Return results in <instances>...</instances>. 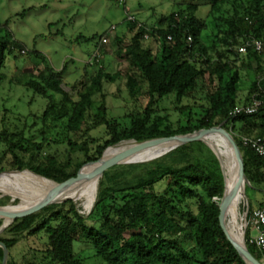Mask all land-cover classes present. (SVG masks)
<instances>
[{
	"label": "trees",
	"instance_id": "obj_1",
	"mask_svg": "<svg viewBox=\"0 0 264 264\" xmlns=\"http://www.w3.org/2000/svg\"><path fill=\"white\" fill-rule=\"evenodd\" d=\"M201 1L209 8L206 20L195 16L198 6L191 2L161 17L154 26L126 19L130 38H115V56L128 66L129 96L136 103L139 95L144 96V104L123 119L107 117L104 84L113 83L121 73H109V65L105 67L102 61L100 66L86 62L87 79L82 77L71 87L76 99L62 89L65 66L54 71L43 63L41 70L35 66L22 71L25 79L21 84L49 103L31 125L23 120L20 126L0 127V174L15 171L0 175V181L33 178L56 185L96 162L108 147L187 135L223 124L240 149L248 182L261 189L264 160L240 138L264 134V0ZM209 25L207 44L202 35ZM78 39L88 42L96 37ZM255 41L262 43L260 53L252 49ZM245 45L247 53L240 59L238 49ZM24 51V46L0 31V69L6 55L15 58V53ZM239 69L254 74L244 97ZM140 84L144 94H139ZM98 95L101 102L95 100ZM253 96L261 102L256 113L230 116L238 106L251 104ZM100 126L105 132L92 137L91 131ZM35 127H39L37 134L28 137L27 129ZM224 141L227 160L237 174L233 150ZM173 147L147 151L169 152ZM216 158L203 143L196 142L147 163L105 171L98 179L90 209L81 211L75 202L64 200L28 220L12 222L9 237L0 238L8 251L6 264H82L74 254V243L90 247L104 264H245L220 227L223 179ZM93 166H84V177L64 189L83 188ZM240 184L245 192V182ZM224 192L229 195L224 212L229 236L233 203L225 182ZM48 194L27 192L15 199L18 202L13 207L33 197L29 208ZM22 238L31 239L35 246L28 259L17 261L12 249ZM246 247L260 262V253L247 241ZM2 257L0 248V264Z\"/></svg>",
	"mask_w": 264,
	"mask_h": 264
},
{
	"label": "rangeland",
	"instance_id": "obj_2",
	"mask_svg": "<svg viewBox=\"0 0 264 264\" xmlns=\"http://www.w3.org/2000/svg\"><path fill=\"white\" fill-rule=\"evenodd\" d=\"M135 2L134 6L131 7L138 8L137 4L139 3L141 8H143V13L156 14L160 13L161 8H164L165 13L167 12L170 14L177 8H183L186 3L191 2L198 6L195 16L199 19L205 20L209 10L208 6L202 3L201 0H136ZM36 3L37 0H0L1 34L9 35L14 41L19 42L24 46L27 51H24V54L22 52L15 53V58L12 55H6L2 68L0 69V127L20 126L23 124V120L28 121V125H31L35 118L41 116L49 103L47 99L35 95L32 89H27L21 84L23 83L22 80L25 79V76L22 73L24 69H27L29 66H37V69L41 70L44 65L43 63H45L50 68L60 71L65 66V73L62 78V89L63 91L72 94L73 99H76V93L71 91V87L82 77L84 80L87 79L88 76L84 73L83 63L92 53L95 45V41L87 42L79 40L78 38L83 36L91 37L93 35L99 36L112 24L115 25L114 27L118 28V30L121 29L120 25H116V23L113 22L111 19L112 17L107 16L106 19L104 18V12L106 10L102 11V9H100L99 13H97V10H88L87 5L90 4L88 0H74L72 8L68 9L67 12L62 13L70 16L73 14L70 17V22L65 23V25H52L51 28L59 30L60 33L51 35L47 32L44 23L57 16L59 14L58 12H54L51 8H48L47 10L38 9L35 12L27 13L25 16L22 14L23 10L29 7V5L33 6ZM112 3L113 6L120 8L121 14V12H123V4H119L116 1ZM151 7H154L153 11L147 10ZM19 14H22V17H20ZM102 19H105V23ZM95 28H98L97 32L94 30ZM210 28L211 26L206 33L202 35V40L207 44L209 40L206 39V36L211 34ZM93 31L96 33L94 34ZM146 41L150 42V40ZM104 48H110L112 52L106 53L110 56H107L108 58L106 61L103 60V55L101 54L103 65L105 67L109 65V73H113L117 70L121 73L120 77L113 83L104 84L103 92L106 98L105 104L107 108V117L120 120L128 113L138 109L137 106H142L144 104V96L139 95L140 101L138 103L129 96L126 89L127 74L129 72L127 64L118 62V59L115 56L116 46H113L111 40L109 44L104 45ZM37 53L42 55V58L37 57ZM244 57L245 55H239L240 59ZM88 70L92 72L91 68H88ZM32 73L37 75L38 71ZM239 77L241 79L239 82L240 93L243 95L242 97H244L250 82L254 79V74L252 71L239 69ZM140 86L141 87L138 89L139 94H144V85L140 84ZM95 100L101 102L100 96H96ZM38 129L39 127H35L31 131L27 129V136L29 137L35 131V134H37ZM104 132V126H100L93 129L90 135L92 137H97ZM207 146L206 147L209 148L216 157V145L207 143ZM224 146L226 150V143H224ZM166 153V151H147L146 153H136L128 158H124V155H120L107 159L106 162L119 159L120 164H141V162L147 163V161L150 162L158 159ZM92 171L93 167L90 174ZM27 192H30L32 195L43 192L49 193L42 189H26L15 191L7 195L0 194V207L6 206L4 209L0 210V212L14 214L17 211L26 209L35 201L33 197L28 199L24 198L16 207H13V205H16L18 202L15 200L16 198L23 197ZM9 196H13V198L11 199ZM56 196V200L64 201V199ZM85 198L86 197H82L81 201H73L81 211L85 209V205L82 202ZM260 205H264V185L259 190L254 189L251 185L248 187L246 186L244 198L239 208L240 218H243L244 212L247 211L248 220H251L252 213L257 209H260ZM12 219L13 217L0 216V230L2 227L8 225ZM11 225L0 233V238L9 237L7 230L11 228ZM244 225L245 224H243V226ZM255 234L256 232L252 225H249L246 231V239ZM29 240L22 238L12 249V257L15 260L21 261L23 257L27 259L30 257V248L35 246V244ZM243 241H245V233ZM73 251L75 256L82 260V264H104L101 259L94 255L93 250L86 245L74 243Z\"/></svg>",
	"mask_w": 264,
	"mask_h": 264
},
{
	"label": "bare ground",
	"instance_id": "obj_3",
	"mask_svg": "<svg viewBox=\"0 0 264 264\" xmlns=\"http://www.w3.org/2000/svg\"><path fill=\"white\" fill-rule=\"evenodd\" d=\"M223 138L224 137L221 136L220 134L211 133V134L206 135L203 139H210L216 145L218 160H219L221 170H222L221 175L223 177V181H225V183H226V186H227L229 192L231 193L232 203H233V218H232V222H231L230 233L229 232L228 233L230 234V239L235 244H237L239 247L243 248V246H244L243 239H244V231H245V225L243 226V224H246V222L248 220L247 211L244 212L243 218H240V214H239V208H240L241 202L244 198V191H243V188L240 184L243 180L241 182L238 181V170H237V174H236L231 163L227 160V156H226L227 152H226L225 146H224V143H226V142L224 141L225 138L224 139ZM228 144H229V142H228ZM136 146H137V144L135 141H128L124 144L113 146V147L107 149L104 152L101 160L98 163H93L94 164L93 171L88 176L89 178L90 177L91 178L89 179V182L86 185L82 186L83 188L79 187L75 190H66L63 188L61 191L56 193V195L58 197L64 199V200L72 199L73 201H81L82 197H86L82 202L85 205L84 206L85 210H87L92 205V203L94 201L97 182H98V179L100 178V174L95 173L97 168L100 167V165H107L110 163L120 164L119 159H115V160L104 163L107 159L117 157L120 155H126V154L142 152V151H147V150H152V149H158V148H163V147H168V146H175V144L172 142H164V143H161L158 145L156 144L154 146H150L148 148L140 149V150H136L135 149ZM11 173H13V172H11ZM56 185L49 182V181L41 180V179L10 178V179H5V180L0 181V194L7 195V194L15 192V191L26 190V189H42V190H45L49 193H53ZM224 194H225V192H224ZM49 195L50 194H48L46 197H48ZM225 196H226L227 201H228L229 195L225 194ZM46 197L42 201H44L46 199ZM41 202L36 203L33 206L26 208L24 210L17 211L14 214L28 213V212L32 211L33 209H35ZM4 208H5V206L0 207V210H2ZM14 219L15 218H13L11 220V222L8 225H6L5 227H2L0 230V233L2 231H4L13 222Z\"/></svg>",
	"mask_w": 264,
	"mask_h": 264
},
{
	"label": "water",
	"instance_id": "obj_4",
	"mask_svg": "<svg viewBox=\"0 0 264 264\" xmlns=\"http://www.w3.org/2000/svg\"><path fill=\"white\" fill-rule=\"evenodd\" d=\"M223 126L224 125L222 124V125L217 126V127H212V128H209V129L199 130L197 132H194L192 134H187V135H177V136L166 137V138H156V139L147 140V141H143V142H139V143L136 142L137 146H136L135 149L136 150L145 149V148H148L150 146H154L156 144L158 145V144H161V143H164V142H172V143L175 144V147H173L169 152H171L172 150H174V149H176L178 147H181V146H184V145H187V144L196 143V142L203 143L204 145L207 146V144L203 140V138L206 135L211 134V133L220 134L221 136H223L229 142V144H230V146H231V148L233 150V154H234V157H235V161H236V164H237V170H238V181L241 182L243 180L246 183L245 187L246 186L248 187V186H250V183L248 182V180H247V178H246V176L244 174V164H243V158H242L240 149H239L235 139L233 138V135L230 132L226 131L223 128ZM108 148H110V147H108ZM108 148H106L103 151L102 156H103L104 152ZM169 152H167V153H169ZM102 156H101V158H102ZM101 158L98 159L96 162H91V163H88L86 165L93 164V163H98L101 160ZM216 159H217V162L219 164L220 171H221V174H222V170H221V166H220L219 160H218V158H216ZM141 163H145V162H141ZM136 164H140V163H136ZM86 165H84V166H86ZM120 165H131V164H116V163L114 164V163H110V164H107V165H100V167L97 168L95 173L96 174H100V177H101L102 174L105 171H107V170H109V169H111V168H113L115 166H120ZM81 169L77 172L75 177L66 179V180H64V181H62L60 183H56L57 185H56L53 193H51L48 197H46V199L44 201H42L32 211H30L28 213H25V214H12V213H7V212L6 213L5 212H0V216L1 217H13V218H15L13 220V222H21V221L28 220V219L38 215L40 212H42L48 206L61 204V203L65 202V201H67V200L73 201L72 199H67V200L59 202V203L53 202L54 199H55L56 193L61 191L66 186L71 185L72 183H74L77 180H79V179L84 177L81 174ZM12 172H15V171H12ZM4 173H11V172H3L1 174H4ZM226 203H227V198H226V196L224 194V181H223V194H222V196H221V198L219 200V223H220V227H221L226 239L230 242V244L233 246V248L237 251V253L242 258V260L244 261L245 264H261L248 251L245 243H244L243 248H241L237 244H235L230 239V237L228 236L227 231L225 229V224H224V212H225ZM0 248L3 251L2 264H6L7 257H8V251H7L6 246L1 241H0Z\"/></svg>",
	"mask_w": 264,
	"mask_h": 264
},
{
	"label": "crops",
	"instance_id": "obj_5",
	"mask_svg": "<svg viewBox=\"0 0 264 264\" xmlns=\"http://www.w3.org/2000/svg\"><path fill=\"white\" fill-rule=\"evenodd\" d=\"M135 1L136 0H124L123 12H121V14H120V11H121L120 8L113 6L112 2H115V0H88V2L90 3L89 5H87L88 10H97L96 11L97 13H99L100 9H102V11L106 10L105 11L106 14L104 12V18L106 19L107 16L112 17L111 19L113 20V22H115L116 25H120L121 29L118 30V28L115 27L114 32L110 34V32H109L110 28L112 26H115L111 23L112 25H110V27H108L99 36L98 35H93L91 37L83 36V38H85V39H89V38H92L94 36L96 37V39L93 40V41H95L94 49H93L92 53L88 56L86 61H84V63H83L84 65L86 64V62L90 58V56L94 53V51H96L97 47H99V50L101 51V54L103 55L104 61H106V59L108 58L107 56H109L106 53L112 52V50L110 48H104V46H102L98 43L97 39L101 38L102 36H109V39L111 40L112 43L115 40V38H117V37H120L121 39H124L126 41L130 38V34L128 33V29L126 26L127 16L132 17L139 25H145V26L150 27V26L156 25L158 20L161 17L169 15V13L164 12V8H161L160 13H158V14L146 13V12L143 13V8H141L139 3L137 4L138 8L131 7V6H134V4L136 3ZM73 2H74V0H37V3L35 5H33V6L29 5V7H27L25 10H23V12H25L24 16L27 13L29 14V13L35 12L38 9L47 10L48 8H51V10H53L54 12H58L59 14L57 16H55L54 18H51L50 21H46L44 23L45 28H47V32H49V34H51V35H56V34H59L60 31L51 28V26L54 24L65 25V23L70 22V17L73 14H71V16H70V15H66V14H62V13L67 12L68 9L72 8ZM147 10L153 11L154 7L148 8ZM105 19H102V21L104 23H105ZM94 30L97 32L98 28H95ZM107 30H108V33H107ZM96 32H94V34ZM148 44L150 45V43H148ZM113 46H115V45L113 44ZM32 68H33V66H29V67H27V69H24L23 71H25V70L30 71V70H32ZM54 71H57V69Z\"/></svg>",
	"mask_w": 264,
	"mask_h": 264
},
{
	"label": "built area",
	"instance_id": "obj_6",
	"mask_svg": "<svg viewBox=\"0 0 264 264\" xmlns=\"http://www.w3.org/2000/svg\"><path fill=\"white\" fill-rule=\"evenodd\" d=\"M119 4H123L124 0H115ZM127 21H135L132 17L127 16ZM115 30V27L112 26L110 28V34L113 33ZM144 39H147V35H144ZM169 41L171 40V37L167 38ZM110 39L109 36H103L100 39V45L104 46L106 44H109ZM187 42H191V38H187ZM252 49L256 53H260L262 51V43L259 41H255L252 43ZM24 54V52H22ZM239 55H246L247 53V45L241 46L238 49ZM101 63V56L99 53V48L96 49L95 53H93L92 58L87 61V64H97L100 66ZM261 106V102L256 99L255 96L252 97L251 104L247 106H238L233 111L230 112V116L235 117L238 115H252L256 113L258 108ZM241 143L251 148L258 156L263 158L264 160V134L260 137H241L240 138ZM249 225H252L253 229L255 230L256 234L252 237H249L246 241L247 244L250 246H253L261 255L260 263L264 264V207L255 210L252 213L251 220H247L245 224V231L249 227ZM246 241H244L246 245Z\"/></svg>",
	"mask_w": 264,
	"mask_h": 264
}]
</instances>
